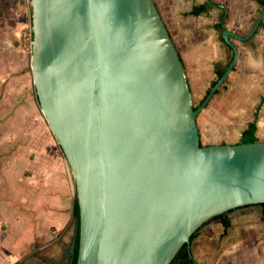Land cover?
Wrapping results in <instances>:
<instances>
[{"label":"water","instance_id":"obj_1","mask_svg":"<svg viewBox=\"0 0 264 264\" xmlns=\"http://www.w3.org/2000/svg\"><path fill=\"white\" fill-rule=\"evenodd\" d=\"M31 7L36 95L76 187L77 264H171L215 217L264 204V142L201 144L217 87L194 107L153 0Z\"/></svg>","mask_w":264,"mask_h":264},{"label":"crops","instance_id":"obj_2","mask_svg":"<svg viewBox=\"0 0 264 264\" xmlns=\"http://www.w3.org/2000/svg\"><path fill=\"white\" fill-rule=\"evenodd\" d=\"M153 1L183 63L194 107L217 87L198 116L199 129L200 122L208 131L246 124L243 134L262 124L250 108L259 107L257 94L264 91V0ZM28 30L33 33L31 0H0V264H71L76 187L34 96L32 55L28 61L22 43ZM226 33L238 53L227 75L234 52ZM236 217L228 215L227 229L212 221L198 233L190 264H264L261 249L243 250V240L227 247L236 235L254 239L264 232L236 229ZM259 217L264 223L262 210Z\"/></svg>","mask_w":264,"mask_h":264},{"label":"rangeland","instance_id":"obj_3","mask_svg":"<svg viewBox=\"0 0 264 264\" xmlns=\"http://www.w3.org/2000/svg\"><path fill=\"white\" fill-rule=\"evenodd\" d=\"M31 32L25 31V33L23 34V47L24 49H26V54H27V58L28 61L30 59V55H31ZM34 96H35V91H34ZM264 97V91H260L257 94V102L259 103V107H255L252 106L250 108L251 113H255V110L257 109V119H256V123L257 120H259V118L262 117L261 120H263L262 124L257 123V127H258V132L257 137L259 139L260 142H264V102H262L260 99ZM35 98V97H34ZM42 113V112H41ZM43 115V114H42ZM44 117V116H43ZM45 118V117H44ZM254 120V119H253ZM220 125H212L213 129L208 131L207 127H205V125H203L202 122H200V136H201V144L203 146H209V145H224V144H238L242 141V134L241 131L247 127L246 124H242V125H233L232 130H235L234 132L231 130V128L226 129L223 126ZM240 127V128H239ZM227 135H232L233 138H227ZM76 198V197H75ZM262 210L261 207H249V208H245L244 210H236L235 214L237 215L236 217V221L237 224L236 225V229H240V228H244V227H256L259 230H263L264 229V223L261 222L260 217H259V213ZM241 213V214H240ZM243 213H245L246 215H244ZM248 220V223H247ZM249 224V225H248ZM259 236H257V239L254 240L252 237H250V235L247 233V235L244 236H239L236 235L234 238L231 239V241L227 244V247L229 248L230 246H232L233 244H238V242L241 240V247L246 250H250L251 248L254 247H258V249L263 252L264 254V232H259ZM242 238V239H241ZM243 259L244 256L242 257ZM246 260V259H245ZM230 264V263H227ZM234 264V263H233ZM251 264V263H250Z\"/></svg>","mask_w":264,"mask_h":264},{"label":"trees","instance_id":"obj_4","mask_svg":"<svg viewBox=\"0 0 264 264\" xmlns=\"http://www.w3.org/2000/svg\"><path fill=\"white\" fill-rule=\"evenodd\" d=\"M32 36V40H33V33L31 34ZM35 96H36V100L38 102V98L36 95V91H35ZM39 104V102H38ZM256 132H257V127L256 124H250L248 129L242 134V141L245 144H249V143H255L258 142V138L256 137ZM76 197V195H75ZM257 207H261L262 208V220L264 221V204L263 205H258ZM230 213H225L222 214L218 217H215L214 219H212L211 221H209L208 223H206L200 230H198L191 238V243L192 241L196 238V236L198 235V233L206 226L208 225L210 222L212 221H221L224 225V227L227 229L230 227V220L228 218V215ZM74 216L77 222V230H76V235H75V239H74V248H73V255H72V261L71 264H77L78 261V253H79V206H78V201H77V197L75 198V206H74ZM192 262V258H191V253H190V247L188 245H185L177 254V256L175 257V259L173 260V262L171 264H190Z\"/></svg>","mask_w":264,"mask_h":264}]
</instances>
